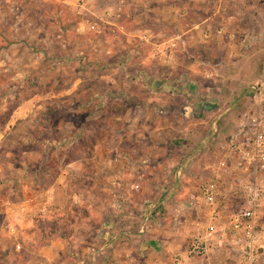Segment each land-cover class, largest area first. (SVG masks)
Returning a JSON list of instances; mask_svg holds the SVG:
<instances>
[{
  "label": "crops",
  "instance_id": "1",
  "mask_svg": "<svg viewBox=\"0 0 264 264\" xmlns=\"http://www.w3.org/2000/svg\"><path fill=\"white\" fill-rule=\"evenodd\" d=\"M242 1L133 0L127 5L129 14L133 15H129L133 18L129 25L135 26L129 33L137 36L134 38L139 37L154 46L171 45L172 42L178 47L177 53H169L171 50L164 53L167 57H162L165 63L159 68H149L151 63L145 61L142 69L129 65L135 59L137 64L142 63L148 53L145 56L138 52L113 54L118 55L119 64L123 59L127 61L116 66V72L124 74L125 79L120 80V87L115 85L113 91L124 102L123 106L135 104L131 107H140L142 113L128 110L119 116L118 120L128 123V131L115 129L113 145H106L111 139V130H105L94 141L93 149H87L90 158L97 160V173L93 171L89 181V184H97L94 186L98 189V195L95 194L98 199H92L97 204L96 214L92 213L93 208L80 220L76 216L77 209L67 211L77 205L78 195L69 182L61 184V179L56 180L55 188L48 192V199L39 209L30 214L26 206L23 207L20 224L37 221L36 224L32 222L28 233H33L34 238L40 235L41 244L33 242L41 259L56 262L68 245L64 238L53 235V230L42 233L46 220L54 222L55 229L60 220L48 214L47 204L66 214L62 221L68 222L66 230L71 235L93 234L94 243H85L88 246L83 245L82 251L77 249L80 246L75 247L83 254L79 259L81 264H178V258L173 261L174 255L187 259V239L194 233L193 224L204 218L208 210L200 197V187L223 177L221 198L231 200L235 179H240L241 175L237 159L228 152L227 137L235 129L243 107L250 102L247 96L250 85L264 84V53H254L245 47L264 42V29L257 27L255 32L248 26L242 31L244 38L237 40L240 25L234 22L236 15L228 13V10L243 11L255 24L254 18L264 13V0ZM159 25L161 31L157 29ZM160 32L162 38L159 40L157 33ZM226 32L229 35L222 36ZM215 54L220 61L212 64ZM149 55L154 56V53ZM184 60L190 61L191 66ZM132 87L145 89L149 97L140 99L133 93L126 98L121 95V91L125 93ZM177 101H182L183 105ZM181 121L185 124L179 127ZM141 122L142 128L136 130ZM110 156L114 161H107ZM67 166L71 170L74 168L70 162ZM87 166L90 167L89 163ZM109 172L114 173L113 177L108 176ZM101 190H107L109 196L102 198ZM59 191L63 199L56 195ZM261 223L264 226V216ZM9 225L14 233L16 230L22 235L27 233L22 227ZM185 230L188 235L184 236ZM42 234L50 236L43 244ZM204 259L205 264L224 261V257L216 255ZM186 262L193 261L187 259Z\"/></svg>",
  "mask_w": 264,
  "mask_h": 264
},
{
  "label": "rangeland",
  "instance_id": "2",
  "mask_svg": "<svg viewBox=\"0 0 264 264\" xmlns=\"http://www.w3.org/2000/svg\"><path fill=\"white\" fill-rule=\"evenodd\" d=\"M130 3L133 0H0V264H81L79 259L83 254L75 247L80 246L77 249L82 251L83 245L88 246L85 243L95 242L91 233L89 236L85 233L71 235L66 230L68 222L62 221L66 214L47 204L48 214L60 220H57L56 229L54 222L46 220L42 233L53 230V235L58 234L68 245L56 262L43 260L33 242L40 243V235L34 238L33 233H28L32 222L36 224L37 221L29 220L21 225L20 212L24 206L30 214L39 209L41 203L48 199V192L55 188L56 180L61 179V184L69 182L78 195L77 205L67 211L75 212L77 209L79 214L76 216L80 220L93 208L92 213L96 214L97 204L92 199H98L95 196L98 189L94 186L97 184H89V181L93 171L97 173V160L90 158L91 153L87 149H93L94 141L105 130H111V139L106 141V145H113L115 136L112 132L115 129L128 131V123L118 120L119 116L128 110L142 111L140 107H131L135 104L123 106L124 102L113 91L114 86L125 79L124 74L116 72V66L127 62L123 59L119 64L118 55L113 54L138 52L145 56L148 53L142 63L137 64L135 59L129 67L142 69L148 61L151 63L149 68H159L165 63L162 57L167 55L163 56L164 53L169 50V53H177L175 50L178 48L172 42L171 45L154 46L144 39L134 38L137 36L131 33L135 26L129 25L133 15L127 9ZM227 6L231 9L228 3ZM237 12V9L228 10L229 14L236 15L235 24L240 25L237 40L244 38L242 31L248 26L255 32L257 27L264 29L263 12L254 18L255 24H252L250 15ZM119 24L124 28H119ZM157 29L161 31L162 27L159 25ZM225 34L229 35L226 32L222 36ZM157 36L160 40L162 33H157ZM247 46L254 53H264L263 41ZM151 52L154 56L149 55ZM216 57L215 54L216 61L212 58V64L220 61ZM184 62L191 66L190 61ZM130 89L125 93L121 91V95L126 98L133 93L140 99L149 97L145 89ZM177 102L183 105L182 101ZM254 106L255 100L250 97L249 104L243 108ZM141 124L136 130L142 128ZM184 124L181 121L178 126ZM140 133L143 135V130ZM137 145L143 147V144ZM112 156L108 157V162ZM69 162L74 165L72 170L67 166ZM113 175L111 172L108 174L109 177ZM241 180V176L235 179L238 189ZM220 183H225L223 177ZM99 194L102 198L109 196L107 190H101ZM56 195L63 199L62 192ZM62 210L67 212L64 208ZM80 223H77L79 230ZM9 224L19 229L22 227L27 233L22 235L17 230L14 233ZM183 234L188 235L187 230ZM42 235L43 244L50 236ZM177 256H173V261ZM204 258L207 257L193 262H186L187 259L183 258L182 264H205Z\"/></svg>",
  "mask_w": 264,
  "mask_h": 264
},
{
  "label": "built area",
  "instance_id": "3",
  "mask_svg": "<svg viewBox=\"0 0 264 264\" xmlns=\"http://www.w3.org/2000/svg\"><path fill=\"white\" fill-rule=\"evenodd\" d=\"M247 95L255 106L243 110L235 129L227 137L228 152L237 159L241 185L231 200L221 198V178L204 183L200 197L208 207L196 221L187 259L216 255L221 264H264V84L250 85ZM180 256L177 263L182 264Z\"/></svg>",
  "mask_w": 264,
  "mask_h": 264
}]
</instances>
